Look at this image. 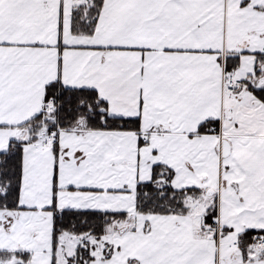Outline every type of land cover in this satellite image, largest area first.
<instances>
[{
	"label": "snow or ice",
	"instance_id": "snow-or-ice-1",
	"mask_svg": "<svg viewBox=\"0 0 264 264\" xmlns=\"http://www.w3.org/2000/svg\"><path fill=\"white\" fill-rule=\"evenodd\" d=\"M0 264H264V0H0Z\"/></svg>",
	"mask_w": 264,
	"mask_h": 264
}]
</instances>
